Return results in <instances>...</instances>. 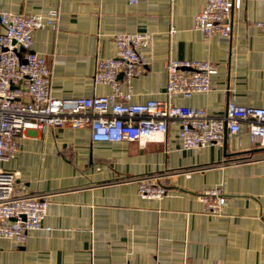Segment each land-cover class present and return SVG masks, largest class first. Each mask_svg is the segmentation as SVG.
<instances>
[{"label": "crops", "instance_id": "0c3cea01", "mask_svg": "<svg viewBox=\"0 0 264 264\" xmlns=\"http://www.w3.org/2000/svg\"><path fill=\"white\" fill-rule=\"evenodd\" d=\"M203 4L0 0V10H58L54 27L32 31L54 96L109 93V84L93 81L97 58L115 53V34L148 31L153 40L144 70L131 79V101L165 97L168 58H199L217 65L211 89L172 94L175 103L213 115L229 100L264 106V30L255 25L264 20V0L241 1L228 37H204L193 27ZM179 128L170 120L161 141L144 144L93 140L88 127L25 129L15 155L0 165L49 204L42 227L29 230L24 244L0 237V264H264V146L243 123L220 143L184 148ZM148 174L160 175L162 197L139 196L136 178ZM213 186L226 197L216 214L198 196Z\"/></svg>", "mask_w": 264, "mask_h": 264}, {"label": "built area", "instance_id": "2783aa9c", "mask_svg": "<svg viewBox=\"0 0 264 264\" xmlns=\"http://www.w3.org/2000/svg\"><path fill=\"white\" fill-rule=\"evenodd\" d=\"M241 1L204 0L194 15L193 27L204 37L211 34L230 36L233 11L241 6ZM57 17L56 8L31 14L0 10V162L15 155L17 137L25 129L47 126L88 127L93 140H127L144 144L161 141L168 122L178 120L182 146L191 148L220 143L225 128L229 133H236L244 123L253 140L264 146V106L229 100L223 114L213 115L202 107L177 104L171 99L175 93L189 96L210 90L217 72L213 61L168 58L165 62V97L131 101V79L144 70L147 62L144 50L153 40L148 31L115 34V53L97 58L93 81L109 84V93L52 95L49 66L45 57L32 49V31L54 27ZM255 25L264 30V20L256 21ZM174 31L172 26L169 32ZM159 177L156 174L137 177L139 196L162 197L166 187L157 180ZM198 196L208 212L222 211L226 197L220 186L205 188ZM48 204L47 195L29 193L16 172L0 165V237L24 244L29 230L42 227Z\"/></svg>", "mask_w": 264, "mask_h": 264}, {"label": "water", "instance_id": "95a60500", "mask_svg": "<svg viewBox=\"0 0 264 264\" xmlns=\"http://www.w3.org/2000/svg\"><path fill=\"white\" fill-rule=\"evenodd\" d=\"M227 128H225L223 139H225Z\"/></svg>", "mask_w": 264, "mask_h": 264}]
</instances>
